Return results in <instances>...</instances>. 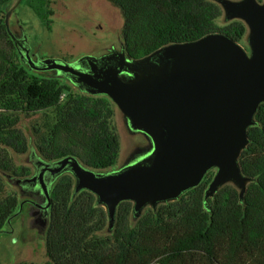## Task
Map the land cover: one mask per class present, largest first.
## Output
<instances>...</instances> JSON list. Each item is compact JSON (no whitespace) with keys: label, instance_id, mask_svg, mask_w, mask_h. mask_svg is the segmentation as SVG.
Masks as SVG:
<instances>
[{"label":"trees","instance_id":"obj_1","mask_svg":"<svg viewBox=\"0 0 264 264\" xmlns=\"http://www.w3.org/2000/svg\"><path fill=\"white\" fill-rule=\"evenodd\" d=\"M25 1L51 30L57 0L22 4ZM15 2L0 0V230L7 229L22 201L7 192V176L32 175L31 169L17 166L11 157V151L24 155L34 144L18 129L21 116L53 112L33 126L35 146L46 162L73 156L95 171H108L117 168L121 150L117 106L109 97L76 92L58 72L37 73L21 62L5 26L9 10L2 9ZM108 2L121 12V42L132 59L212 33H224L241 43L248 33L241 20L218 26L224 11L213 0ZM255 119L257 125L249 129L250 144L240 157L243 174L255 180L244 201L229 184L206 203L205 192L216 173L212 171L179 200L162 204L157 211L147 208L136 221L133 203H121L115 226L109 229L108 214L94 194L83 190L74 195L71 174L53 181L44 234L46 264H264V104ZM150 145L148 141L137 148L132 157Z\"/></svg>","mask_w":264,"mask_h":264},{"label":"water","instance_id":"obj_2","mask_svg":"<svg viewBox=\"0 0 264 264\" xmlns=\"http://www.w3.org/2000/svg\"><path fill=\"white\" fill-rule=\"evenodd\" d=\"M22 1L16 0L5 18L21 62L37 73L56 71L90 96L109 97L129 131L151 143L145 152L108 171H95L73 156L46 162L33 152L35 176L7 180L16 186H39V203L44 204L38 213L45 211L40 233L45 234L49 224L51 184L67 173L75 179V196L83 190L96 196L108 214L109 229L115 226L121 203H133L138 220L146 208L157 211L160 205L179 200L212 171L216 173L205 192L206 203L229 184L244 201L255 180L243 174L240 157L264 104V0H213L227 21L246 24L249 51L224 33H212L140 59L128 57L122 45L101 57L84 56L73 63L36 59L27 35L21 38L10 28ZM27 202L35 203H20L8 229L0 234L14 233L13 222Z\"/></svg>","mask_w":264,"mask_h":264},{"label":"rangeland","instance_id":"obj_3","mask_svg":"<svg viewBox=\"0 0 264 264\" xmlns=\"http://www.w3.org/2000/svg\"><path fill=\"white\" fill-rule=\"evenodd\" d=\"M12 6L2 9L8 11ZM53 9L55 15L52 18L51 30L46 21L30 7L28 1L21 4L16 16L10 20V28L13 31L20 25L26 33L36 59H63L73 63L84 56L101 57L111 49H121L123 17L120 10L108 0H57ZM229 22L224 14L217 25L223 27ZM248 34L249 31L241 44L249 51ZM65 83L76 92H80V89L71 83L67 81ZM52 114V111H45L31 116H21L18 129L34 144L24 155L11 151V157L17 166L27 167L34 172L31 156L33 152L37 155L39 152L35 146L33 126L39 125L47 116L52 117ZM115 125L121 143L118 168L126 164L137 148L148 145V140L142 134L129 131L125 118L118 108ZM6 184L8 193H15L19 199H23L24 196L18 186L8 180ZM13 228L14 233L11 235L0 234V264H46L48 258L44 234L33 227L25 205L20 216L14 220Z\"/></svg>","mask_w":264,"mask_h":264},{"label":"flooded vegetation","instance_id":"obj_4","mask_svg":"<svg viewBox=\"0 0 264 264\" xmlns=\"http://www.w3.org/2000/svg\"><path fill=\"white\" fill-rule=\"evenodd\" d=\"M258 1L259 2H263V0H258ZM14 32L19 34V36L21 38H23V36L26 35V33L23 31V29L19 25L17 26V28L15 29ZM28 41H29V39H28ZM32 54H34L33 49H32ZM37 156L39 157V155H37ZM133 158H135V157L131 156L127 162H129ZM31 159L35 160L34 158H32V156H31ZM32 165L34 166V172L32 173L31 177L35 176V174L37 172V169H36L35 165L34 164H32ZM18 188L20 189V192L24 196L22 200L35 201V203L27 202L25 204V206H26V209H27V213H29L31 221L37 225L36 229L39 231V228H41V225L43 223V214L45 212L44 210H42L40 214L38 213L39 205L41 206V205L44 204V203H39V197L42 196L41 190L39 189L38 185H36V186L35 185L18 186ZM50 208H49V213H50Z\"/></svg>","mask_w":264,"mask_h":264},{"label":"built area","instance_id":"obj_5","mask_svg":"<svg viewBox=\"0 0 264 264\" xmlns=\"http://www.w3.org/2000/svg\"><path fill=\"white\" fill-rule=\"evenodd\" d=\"M151 264H157L156 262H153V263H151Z\"/></svg>","mask_w":264,"mask_h":264}]
</instances>
